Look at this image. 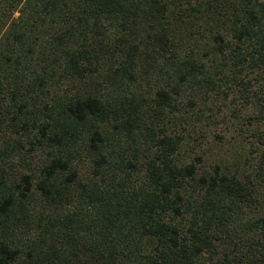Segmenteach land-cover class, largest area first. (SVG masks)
Listing matches in <instances>:
<instances>
[{
    "label": "trees",
    "instance_id": "trees-1",
    "mask_svg": "<svg viewBox=\"0 0 264 264\" xmlns=\"http://www.w3.org/2000/svg\"><path fill=\"white\" fill-rule=\"evenodd\" d=\"M0 264H264V0H0Z\"/></svg>",
    "mask_w": 264,
    "mask_h": 264
},
{
    "label": "rangeland",
    "instance_id": "rangeland-1",
    "mask_svg": "<svg viewBox=\"0 0 264 264\" xmlns=\"http://www.w3.org/2000/svg\"><path fill=\"white\" fill-rule=\"evenodd\" d=\"M233 96V94L227 97L219 96L214 113L208 115L209 111H205L202 114L194 127L196 135L200 137H197L196 142L189 139L188 144L184 146L182 154L186 160H193L196 155H200L201 167L207 170L215 163L222 162L231 167L233 162L243 161L241 157L246 150L245 147H248L245 140L249 136L240 131L243 118L237 112L240 113L241 109V113H244L246 109L243 107L242 98H232Z\"/></svg>",
    "mask_w": 264,
    "mask_h": 264
}]
</instances>
